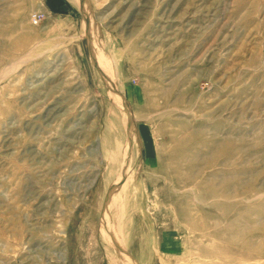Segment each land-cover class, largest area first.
I'll list each match as a JSON object with an SVG mask.
<instances>
[{"label":"rangeland","instance_id":"1","mask_svg":"<svg viewBox=\"0 0 264 264\" xmlns=\"http://www.w3.org/2000/svg\"><path fill=\"white\" fill-rule=\"evenodd\" d=\"M0 264H264V0H0Z\"/></svg>","mask_w":264,"mask_h":264},{"label":"built area","instance_id":"2","mask_svg":"<svg viewBox=\"0 0 264 264\" xmlns=\"http://www.w3.org/2000/svg\"><path fill=\"white\" fill-rule=\"evenodd\" d=\"M44 18V14L43 13H35L32 17V20L35 23H39L42 19Z\"/></svg>","mask_w":264,"mask_h":264},{"label":"bare ground","instance_id":"3","mask_svg":"<svg viewBox=\"0 0 264 264\" xmlns=\"http://www.w3.org/2000/svg\"><path fill=\"white\" fill-rule=\"evenodd\" d=\"M114 224L112 226H115L117 228H122L123 226H125L126 224L122 223L120 219L117 218V216H114ZM113 222V221H112ZM111 223V222H110Z\"/></svg>","mask_w":264,"mask_h":264}]
</instances>
